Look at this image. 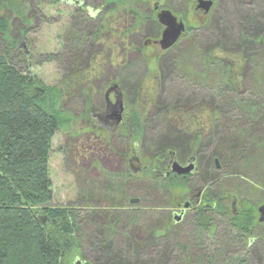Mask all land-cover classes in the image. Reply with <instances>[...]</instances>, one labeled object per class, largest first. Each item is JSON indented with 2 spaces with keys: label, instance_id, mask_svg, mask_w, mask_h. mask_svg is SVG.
<instances>
[{
  "label": "trees",
  "instance_id": "16d2710c",
  "mask_svg": "<svg viewBox=\"0 0 264 264\" xmlns=\"http://www.w3.org/2000/svg\"><path fill=\"white\" fill-rule=\"evenodd\" d=\"M1 1L7 4L8 9H11V5L15 6L16 9L11 11L22 20L23 26L21 37L13 36L11 19L8 15L0 12V264H65V260L70 255L83 256L86 251L94 254L93 262L88 260L82 262L83 264L99 263L102 253L100 252L101 247L99 248L97 245L100 243L107 244V247L104 248V255H107L109 263H144L141 261L142 255L145 254L144 247L141 248L144 245V239L141 241L134 239L131 234V231L140 222L137 212L111 209L105 213L95 211L91 213L92 211L89 212L88 209L74 205L53 204L54 192L50 176V158L55 134L62 130L76 134L74 125L78 121H82L88 126L82 131L91 132L102 145L105 144V140L99 133H94L92 128L89 129L91 118L86 112V107L89 106L91 100L84 84L95 76L96 67H89L83 71L80 68L79 59L75 57V52L81 51L85 43L90 41L105 40L106 42V39L114 38L123 44L127 43L126 40L131 30L138 28L146 21L155 19L152 13L155 5L166 6L170 0H41L37 7L39 14L36 12L37 18H40V24H51L54 21L50 11L53 7H59L60 4L74 6L73 11L68 15L66 30L61 27L63 30L58 37L60 43L64 42L61 43L62 48L58 51L41 54L20 48L21 39H28L31 32L29 29L33 20L28 18L27 12L30 4H34L32 0ZM194 1L196 0L183 2L186 3L183 7L184 10L182 9V15L186 17L190 14ZM249 3L242 2L243 5H241L248 10L256 9L259 7L258 5L264 8V0H252ZM145 7H147V11H144ZM215 8L210 12L204 25L206 33L202 31L199 36L210 34L209 38L212 37L219 40V44H223L221 41L227 39L228 36L223 37L222 11ZM257 12L258 15L254 16L253 14L252 25L254 18L258 21L264 20L262 19L264 11ZM60 13L64 12L59 10L58 14ZM62 16L60 15V18ZM246 20L250 22L244 18V27L239 29L236 25L238 21L233 20L232 28L235 33L233 37L241 43H250L252 46L254 43L259 46L258 52L255 53L256 57L254 56L252 59L254 71L253 81L250 83L257 88L254 91L255 94L261 91L263 93L260 94L261 100L258 103L246 106L240 104L242 110L239 114L242 115L245 123L247 117L253 119L255 126L264 124V31L261 29L257 35L253 36L250 24L247 25ZM195 29L196 27H190L187 34L195 38L193 46L198 49L196 41L199 40V36L195 33ZM199 50L202 55L203 50L200 48ZM197 52L195 50L193 53L197 55ZM68 54H71L72 57L69 58ZM216 55L213 53L212 56ZM179 59L182 60V58ZM46 63H55L64 71L63 77L56 84H47L32 71L34 65ZM212 63L215 62L212 61ZM221 64H223L221 61L217 64L220 65L218 68L220 73L207 67L208 72L211 73L210 76L212 75L210 79L207 71L194 75V71L189 66H183L185 73H175L174 79L177 82L180 81L181 84L185 83V86L188 85L187 82H190L214 90L216 88L219 90L220 87L212 83V80L217 77V83L218 81H230L238 85L236 72L234 69L231 71L233 65L227 62L229 71L226 72L222 69ZM171 86H175V83H172ZM228 87L232 88L231 85ZM79 92L82 96L77 97L76 94ZM173 100L176 99L173 98ZM186 103L189 104V102ZM191 103L194 108L198 105L195 100ZM161 106L163 109L165 108L166 120H170L169 122L172 123L175 118L171 120L168 116H177V114L164 103V100ZM218 114L217 111L213 113L216 116ZM197 115L199 114L194 109L184 110L179 118L184 119L185 125L183 129L179 130V134L176 131L174 135L177 136L151 139L152 145L158 147H155V152L147 160L148 162L146 161L147 164L141 170L140 176L148 178L152 185L158 187L160 185L167 192L171 191V186L179 188L187 186L188 178L185 180L170 175L161 179L160 175L163 174V171L165 174L170 161V151H176L175 148L180 147L179 144L182 145L185 152L190 151L187 159L192 157L201 145L202 140L197 134L196 125H201L204 122L198 120ZM207 125L208 128H212L214 123L211 124V121H207ZM236 126L237 129L229 126L227 136L222 141L225 146L221 145L219 150H214L211 154L213 156L211 158L218 156L224 160L222 168L224 165L230 171L227 172V176L231 177V180L229 179L227 182L222 180L223 182L219 183L221 178L215 166L211 164L201 180L207 184V189L203 193L202 204L195 209L196 213L191 220L193 223H186L184 227L181 226L182 229L175 231L173 225L170 224V217L163 213L150 219L151 226L148 228L149 230L145 229L149 233L147 234L149 244L156 247L162 237L170 236L168 244L174 243L179 248V255L176 257L181 259L183 264H217L214 245L218 246L219 254L222 253L219 257L222 259H224L223 254L230 246L235 245L244 254L241 259L242 263L238 264H250L249 239L252 238V230L256 224V207L259 203L256 199L262 197L260 187L261 184H264L263 175L259 170L255 169L258 172L253 173L251 177L250 171L254 168L250 169V164L252 161V164L257 163L259 167L264 164L262 150L264 148V133L257 134L251 130H240V125L236 124ZM220 127H222L221 124ZM118 129L120 132L141 136L145 127L141 122V116L135 113L125 120L122 128ZM217 129L220 131V128ZM184 134L192 136L189 143L182 142ZM257 144L263 147H258ZM132 153L134 154V148ZM245 175L256 183L253 185L257 189L255 187L242 189L235 177H245ZM127 176L136 178L134 172L128 169ZM111 194L116 198L115 202L120 201V196ZM235 195L240 196V209L236 210L237 215L232 212V204L230 207V203H227L230 197ZM249 195L251 199L253 198L252 200H249ZM162 205L164 204L162 203ZM96 213L104 218L105 216L108 218L109 214L108 221L104 220L100 223L101 225L98 223L102 227L96 228L97 230L102 229L107 224L106 222H109L106 235L102 234L101 230L94 231L92 234L87 233L91 225H97L96 216L93 218ZM87 222L90 227L87 226ZM219 225H221L220 232L213 233ZM191 231L193 235L190 237ZM209 231L213 245L204 242L207 240ZM147 237L145 235V238ZM125 243V247L131 252L129 257L122 253ZM168 255L171 256L169 253ZM168 255L165 256L163 263H170L172 260ZM230 260L231 258L226 262H230Z\"/></svg>",
  "mask_w": 264,
  "mask_h": 264
},
{
  "label": "rangeland",
  "instance_id": "374dc122",
  "mask_svg": "<svg viewBox=\"0 0 264 264\" xmlns=\"http://www.w3.org/2000/svg\"><path fill=\"white\" fill-rule=\"evenodd\" d=\"M40 1L41 0H32L34 4H30L29 6L27 15L29 19L31 18V20H33V23L29 29L31 32L29 37L27 36L28 39H21L20 48L37 54L58 51L62 48L61 43L63 42L61 41L60 43V40H58L63 30H61V27L66 30L65 27L68 23V15L73 11L74 6L60 4L59 7H53L50 11L52 13L51 15L54 17V21L51 24H40V18H37L38 15L36 14V12L39 14L37 7H39ZM184 1L186 0H170L166 6L160 5V8L157 10H155L156 7H154L152 13L155 19L146 21L138 26V28L136 27L131 30L126 40L127 43L125 44L114 38L106 39V42L105 40L90 41L85 43L81 51L75 52V57L79 59L80 68L83 71L89 69V67H96L95 76L84 84L85 89H88V97L91 100L90 104H88L89 106L86 107V112L92 119L91 122L89 121L91 124L89 129L92 128L94 133L100 132V128L103 127L104 123L101 119H95V115L105 111L107 104L106 94L110 88L117 86L115 93L116 95H121L120 98L126 108L124 121L122 119L119 127H123V123L130 115L138 113L145 127L142 135L120 132L118 127L110 131L108 139L105 140V144L102 145L91 132L82 131L83 128H87L88 126L84 122L78 121L74 125L76 134H71L70 131L62 130L55 134L52 141L50 176L53 182V204L74 205L83 209H88L89 212L92 211L91 213H94V211L105 213V211H110L111 209L137 212V217L140 222L138 226L131 231V234L134 239L140 241L144 239V245H142L141 248L143 249L144 247L145 250L143 251L145 254L142 255L141 261L146 264H183L182 260L176 257L179 255V248H177L174 243L168 244L170 236L167 235L162 237L159 245L156 247L149 244L147 237L149 233L145 229L149 230L148 228L151 226L150 219L153 217H158L163 213L171 217V213L176 209L175 206L177 202L192 197V193L195 195L204 193L207 189V184L203 183L201 180L202 177L205 176L206 169L211 164L215 166L221 178L219 183L223 181L227 182L229 179L231 180V177L228 178L229 176H227V172L230 171L227 170L224 165L222 168L224 160L220 159L218 156L211 158L213 157L211 154L214 150H219L221 145L225 146V143L222 141L223 138L227 136L228 129L230 128L229 126L237 129L238 127L236 124H239L240 130H251L252 132L255 131L257 134H261V132L264 133V124H256L254 126V120L250 117H247L245 123L242 115L239 114L242 110L241 105L246 106L248 104L258 103L261 100L260 94L263 93V91L255 94L254 91L257 88L250 83V81H253L252 74L254 71L252 59L254 56L256 57L257 54L255 53L258 52L259 46L254 43L253 46L250 43H241L239 40L235 39L233 37L235 33L232 28L233 20L238 21L236 24L238 25V29L244 27L243 20L246 18L250 21L248 22L246 20V23L247 25L250 24V31L253 36L257 35L261 29L264 31V20L258 21L254 18L253 25L251 22L253 14L255 16V14L258 15L257 11H264V8H261L263 5L259 2L262 6L258 5L259 7L256 9L248 10L242 6V2L244 4H250L249 2H252V0H212L213 4L210 11L205 12L203 9H196L198 5V1L196 0L194 1L193 7H191L190 14L185 17L182 15V9L186 3H183ZM14 8L15 6L11 5V9H8L7 4L0 0V12L8 15L12 23L13 36L20 38L23 22L11 11ZM214 8L220 10V12L222 11L221 15L223 18L221 21L223 22V37L228 36L227 39L221 41L223 44H219V40H215L212 37L209 38L210 34H208V36H203L202 34L199 36L202 31L206 33L204 25L210 16V12ZM59 10L64 13L58 14ZM161 10L171 11L172 14L179 20H182L186 26V33L168 50H162L159 45L146 46L149 39L158 41L161 38L162 30L165 27L157 18ZM144 11H147V7H145ZM60 15H63L62 18H60ZM190 27H196L194 31L199 36L196 45L203 50L202 55L199 48L195 49L193 46L195 38L187 34ZM195 50L198 51V56L193 53ZM213 53L217 54L215 57L218 59L212 56ZM68 56L69 58L72 57L71 54H68ZM179 58H182V60ZM208 58L210 60L209 62ZM212 61L215 63H212ZM220 61L223 62L221 67L226 72L229 71L227 62L233 65L231 71L234 69L236 72L239 82L238 85L230 81H218L217 83V77L212 80V83L220 87L219 90H217V88L214 90L190 82H187L188 85L185 86V83L181 84L180 81L177 82V80L174 79L175 73H185V66H189L190 69L194 71V75L195 73L202 74V72H208L209 70H207V67L213 69L215 72H219L218 68H220V65L217 64ZM32 71L47 84L51 85L56 84L64 74V71L55 63L34 65ZM208 74V78L210 79L212 75L210 76V72H208ZM172 83H175V86H171ZM228 85H231L232 88L230 89ZM76 96H82L81 92H79V94L77 93ZM173 98L176 100H173ZM163 100L164 103L170 106L171 110L177 114V116H168L171 120L175 118L172 120V123L169 122L170 120H166L165 108L163 109V106H161ZM193 100L198 104L195 108L193 103H191ZM186 102H189V104ZM190 109H194L195 112L199 114L196 116L197 119L204 122L201 125H196L198 128L197 134H199L202 140L199 148L197 147L196 153H193V162L196 171L191 174V176H187V178L189 177L186 182L188 187L179 188L171 186V191L167 192L160 185L159 187L152 185L148 178L140 176L142 169L135 172L134 167L131 166V159L133 157L138 158V162L144 167L148 162L147 160H149L155 152V147H158L152 145L151 139L155 138V140H157L166 136H177L174 135L176 131L179 134V130L183 129L185 125L184 119L179 118V116H181V113H184V110ZM214 111L219 113L218 116L213 115ZM207 121H211V124L214 123V126L212 128L210 127L211 129L208 128ZM220 124L222 127H220ZM217 128H220V131ZM184 135L185 136H182V142L189 143L192 140V136L190 134ZM210 140L211 143H209ZM257 145L258 147H263L262 145ZM178 146L180 147L175 148L177 152L173 150L176 155V157L174 155V160L178 161L183 166L188 165L189 163H186V159L190 151L187 150L185 152L181 144ZM133 148L135 149L134 154L132 153ZM262 150L264 153V148H262ZM131 155L132 157L130 158ZM216 160L219 162V167H217L215 163ZM133 162L137 163L136 160H133ZM251 164L250 169L254 168L250 171L251 177L253 173H257V170H259L264 178V164L261 167H259L257 163H253L252 166ZM127 169L134 172L136 178L127 176ZM164 176L165 174L163 171V174L160 175L161 179H163ZM235 178L238 184L242 186V189L248 187L256 188V183L252 182L247 175H245V177L240 176ZM112 185L114 186L112 187ZM260 188L262 197L257 196L258 198L256 201H259L257 207L264 203V184H261ZM160 192L162 193L161 196ZM111 193L120 196V201L115 202L116 198H114ZM157 195H159V197H157ZM233 197L238 200L236 210L240 209V196H231L227 203H230L231 207ZM133 198L139 199L140 204H131L130 199ZM252 199L249 195V200ZM162 203L164 205H162ZM197 203L199 204V200H195L194 205H197ZM137 204H139V206H136ZM161 208L162 210H160ZM94 217L97 225H91L93 229L89 228L87 233L92 234L94 231L97 232L101 230L100 232L106 235L108 233L107 228H109V222H106V227L104 226L102 229L97 230L96 228L102 227L99 226V224L107 220L109 214L108 218L107 216L104 218L97 213L93 215V218ZM257 217L258 213L256 212V219ZM86 224L87 226L90 225L88 222ZM185 224L186 223L173 225V228L176 231L182 229ZM220 227L221 225L214 229V231L212 230L213 233L216 234L220 232ZM261 227L262 226H259L258 233L262 231ZM209 234L210 231L207 234V240L204 242L210 245L212 244V239ZM145 235L147 238H145ZM192 235L193 232L190 233L189 236L191 237ZM249 244L248 248L250 254L248 257L250 264H264V248L262 245L258 244L256 246L251 241ZM125 245L126 243L123 245L122 253L129 257L131 252ZM97 246L99 248L101 247L100 252L102 254L100 256L102 259L98 261L99 263L94 264H114L109 263V260L106 258L107 255H104V248L107 247V244L100 243ZM213 248L215 249L217 264L242 263L241 259H243L244 254L237 249L235 245H231L227 252L223 254L224 259L219 257L222 253L219 254L218 246L214 245ZM168 253L171 256H169ZM93 255V253L88 251H86L83 256L70 255L68 259L65 260V264H83L82 262H87L88 260H92L93 262ZM167 255L171 257L172 260L170 263H163ZM229 258H231L230 262H226ZM189 260L191 262V259Z\"/></svg>",
  "mask_w": 264,
  "mask_h": 264
},
{
  "label": "flooded vegetation",
  "instance_id": "af4514ba",
  "mask_svg": "<svg viewBox=\"0 0 264 264\" xmlns=\"http://www.w3.org/2000/svg\"><path fill=\"white\" fill-rule=\"evenodd\" d=\"M155 10L159 9L160 6H155ZM163 28V27H162ZM146 42V41H145ZM151 45H158L155 43V40H148L147 43H146V46L149 47ZM108 98H107V104H106V109L105 111H103L102 113H99V114H96L95 116V119H101V121L104 123L103 127L100 128V132L99 134L103 137L104 140H107L108 137H109V134H110V131L111 130H114V129H117L119 127L120 124L116 125L114 124V120H115V116L116 114H114L115 111L118 110V106H119V103L122 102L120 96L121 95H116L115 91H111L109 92V95L107 94ZM123 105V103H122ZM120 107V106H119ZM123 111H122V119L124 121V113H125V105H123ZM92 120V119H91ZM122 122V121H121ZM120 122V123H121ZM134 153H135V150H134ZM174 153V152H173ZM175 155V153H174ZM176 157V155H175ZM133 160H136L137 163L133 162ZM174 160V158H172V156H170V161H169V164L165 170V176H178V177H181L182 179H185L187 178L188 175L191 176V174H193L195 171H196V168L189 174L187 175H177L173 172H171V168H170V165H171V162ZM190 160H194V157H190L189 159H187V162L186 163H189ZM131 166L134 167L135 169V172L138 171L139 169H143V167L141 166L140 168L139 167V162H138V158H135L133 157L131 159ZM142 165V164H141ZM189 179V177H188ZM192 197L190 198H186L184 199L183 201H179L176 203V206H175V211H173L171 213V217H170V224L171 225H178V224H183V223H193L191 220H192V217L194 216V214L196 213L195 212V208L199 207L200 204L202 203V196H203V193L200 194H193L192 193ZM199 200V204L197 203V205H194V202L195 200ZM189 201V202H188ZM188 204V205H187ZM238 204V200L236 198H233V202H232V208H233V214L237 215V211H236V206ZM261 206V205H260ZM257 207V213H258V217L256 219V224L255 226L253 227V230H252V238H250L249 240L254 243L256 246L258 244L262 245V247L264 248V221L263 222H260L259 218H260V214H259V207ZM191 210V211H190ZM256 218V217H255ZM259 226H262V231L258 233V230H259ZM264 252V251H263ZM264 262V260H263Z\"/></svg>",
  "mask_w": 264,
  "mask_h": 264
},
{
  "label": "water",
  "instance_id": "95a60500",
  "mask_svg": "<svg viewBox=\"0 0 264 264\" xmlns=\"http://www.w3.org/2000/svg\"><path fill=\"white\" fill-rule=\"evenodd\" d=\"M198 5L196 9H203L205 12H209L211 9V6L213 4L212 0H197ZM157 18L159 22L164 25V29L161 33V38L158 41H155L156 44L160 46L162 50H168L172 46H174L180 37L186 33V26L182 20H179L175 15L172 14L169 10H161L159 14L157 15ZM117 86H114L110 88L107 92L109 95V92L116 91ZM108 97V96H107ZM120 106V107H119ZM118 110L114 112L116 114V118L114 120V124L118 125L122 121V111H123V105L122 102L119 103ZM172 158H174V153L170 152ZM194 160H190L188 165H181L178 161L173 160L171 162L170 168L171 172L176 173L178 175H187L191 173L195 169ZM217 167H219V162L215 161ZM141 167V164L139 163V167ZM131 204L139 203V199L133 198L130 199ZM188 205V204H187ZM259 213H260V222L264 221V203L259 207ZM44 222V221H43Z\"/></svg>",
  "mask_w": 264,
  "mask_h": 264
}]
</instances>
